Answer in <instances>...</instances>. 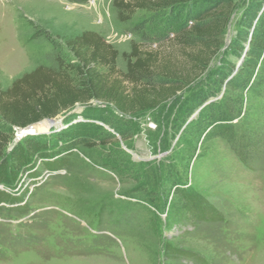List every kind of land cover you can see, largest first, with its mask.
Segmentation results:
<instances>
[{
    "label": "rangeland",
    "instance_id": "rangeland-1",
    "mask_svg": "<svg viewBox=\"0 0 264 264\" xmlns=\"http://www.w3.org/2000/svg\"><path fill=\"white\" fill-rule=\"evenodd\" d=\"M112 1L0 0V90L37 66L75 64L66 41L86 30L119 55L133 43L182 61L172 37H152L170 25L167 13L137 10L122 22ZM232 1L226 44L248 4ZM222 62L238 67L239 58L224 47L207 72ZM189 96L134 116L92 101L56 117L58 130L39 137L50 158L34 157L30 170L0 184L10 198L0 204V264H264V100L248 98L232 122L237 133L263 134L259 154L243 163L223 138L194 141L184 130ZM25 130L0 121L7 157ZM75 137L84 144L64 151ZM55 159L65 166L49 171ZM176 188L203 195L221 219L189 220Z\"/></svg>",
    "mask_w": 264,
    "mask_h": 264
},
{
    "label": "trees",
    "instance_id": "trees-1",
    "mask_svg": "<svg viewBox=\"0 0 264 264\" xmlns=\"http://www.w3.org/2000/svg\"><path fill=\"white\" fill-rule=\"evenodd\" d=\"M112 6L122 22L137 10L167 13L170 25L152 37L161 41L172 37L182 61L133 43L128 53L119 55L100 34L82 31L66 41L75 64L37 66L0 90V121L14 129H25L92 101L109 105L122 116H134L155 110L188 90L184 130L193 140L223 138L243 163L253 161L260 152L263 134L254 137L250 129L237 133L232 122L241 115L248 98L264 100V0H248L229 44L224 41V33L236 7L232 0H113ZM224 47L238 56V67L222 62L207 72ZM118 59L123 63L122 70L117 69ZM57 130L54 124L48 134ZM39 137L17 141L7 157L10 138L0 133V184L14 181L20 173L30 170L34 157L50 158L48 141L42 142ZM80 143L84 144L83 139L75 137L61 147L70 151ZM64 162L51 160L47 169L59 170ZM175 191L184 199L182 210L192 222L221 219L203 195L187 188ZM9 199L6 192L0 191V204ZM18 207L26 212L25 205Z\"/></svg>",
    "mask_w": 264,
    "mask_h": 264
},
{
    "label": "bare ground",
    "instance_id": "bare-ground-1",
    "mask_svg": "<svg viewBox=\"0 0 264 264\" xmlns=\"http://www.w3.org/2000/svg\"><path fill=\"white\" fill-rule=\"evenodd\" d=\"M57 124L55 121L53 123L45 121L40 123L37 127L33 129H27L25 130L24 134H19L20 138L24 137H30V136H36V135H42V134H47L51 131L52 125ZM19 139V138H18Z\"/></svg>",
    "mask_w": 264,
    "mask_h": 264
},
{
    "label": "water",
    "instance_id": "water-1",
    "mask_svg": "<svg viewBox=\"0 0 264 264\" xmlns=\"http://www.w3.org/2000/svg\"><path fill=\"white\" fill-rule=\"evenodd\" d=\"M46 121L51 122V123L54 122V120H46ZM35 125H36V124H35ZM25 129H29V127H28V128H25ZM25 129H15V132H17V131H23V130H25ZM17 141H18V137H15V141H14V142H17Z\"/></svg>",
    "mask_w": 264,
    "mask_h": 264
},
{
    "label": "flooded vegetation",
    "instance_id": "flooded-vegetation-1",
    "mask_svg": "<svg viewBox=\"0 0 264 264\" xmlns=\"http://www.w3.org/2000/svg\"><path fill=\"white\" fill-rule=\"evenodd\" d=\"M58 124V123H57ZM57 124H56V126H57Z\"/></svg>",
    "mask_w": 264,
    "mask_h": 264
}]
</instances>
